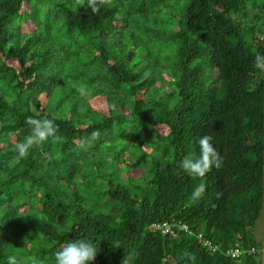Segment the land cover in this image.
Wrapping results in <instances>:
<instances>
[{"label":"trees","instance_id":"obj_1","mask_svg":"<svg viewBox=\"0 0 264 264\" xmlns=\"http://www.w3.org/2000/svg\"><path fill=\"white\" fill-rule=\"evenodd\" d=\"M257 53L264 0H110L95 13L87 0H0V264H55L75 239L96 245L93 264L126 252L131 264H264ZM29 116L54 119L63 139L17 158ZM205 135L222 166L190 176L179 161Z\"/></svg>","mask_w":264,"mask_h":264},{"label":"clouds","instance_id":"obj_2","mask_svg":"<svg viewBox=\"0 0 264 264\" xmlns=\"http://www.w3.org/2000/svg\"><path fill=\"white\" fill-rule=\"evenodd\" d=\"M78 3L83 4L84 0H77ZM110 0H87V6L95 12H99L100 8L109 3ZM255 67L264 71V54L257 53L255 57ZM25 123L30 128V134L25 136L23 142L15 144L17 152V158H27L31 149L36 146L42 145L48 142L50 139L53 143L61 142L63 137L59 135V126L52 118H37L29 116ZM101 133L96 130L91 133L86 142H91L99 139ZM213 137L210 135L202 136L198 143L200 147V154L196 156L189 154L179 161V167L189 174L190 176L203 178L213 167L219 169L222 166L223 160L219 152L213 146ZM206 192L205 183L201 182L192 191L190 195V201L192 203L199 202ZM165 225L171 227L172 232H165ZM185 227L188 228L186 225ZM157 229H162L165 234L176 235L174 226L170 222H164L161 226H157ZM183 230H186L185 228ZM188 231V230H186ZM208 239L202 240L201 243L208 245ZM28 245V239H25V246ZM113 247L119 248L121 245L116 242ZM99 251L96 245L91 240L75 239L64 245L55 252V264H93L96 260ZM190 259H195L194 254L185 253ZM135 258V253L126 252L125 257L122 260V264H131V261ZM8 264H20L16 255H9L7 257ZM31 264H44L43 260H39L35 257L31 258Z\"/></svg>","mask_w":264,"mask_h":264},{"label":"rangeland","instance_id":"obj_3","mask_svg":"<svg viewBox=\"0 0 264 264\" xmlns=\"http://www.w3.org/2000/svg\"><path fill=\"white\" fill-rule=\"evenodd\" d=\"M40 27H42V25H40ZM94 105H96L98 108L106 107V101L103 98H99L97 99V101H94ZM132 174L137 176L140 174V171L134 169ZM262 214L263 216L261 217L256 228V239L262 242L264 249V211L262 212ZM260 261L264 262V250L261 252Z\"/></svg>","mask_w":264,"mask_h":264},{"label":"built area","instance_id":"obj_4","mask_svg":"<svg viewBox=\"0 0 264 264\" xmlns=\"http://www.w3.org/2000/svg\"><path fill=\"white\" fill-rule=\"evenodd\" d=\"M186 230H188V228L187 227H184ZM165 232L166 233H170V232H172V230H171V227L170 226H168V225H165ZM239 254H240V252L239 251H232L231 252V255L233 256V257H235V256H239Z\"/></svg>","mask_w":264,"mask_h":264}]
</instances>
